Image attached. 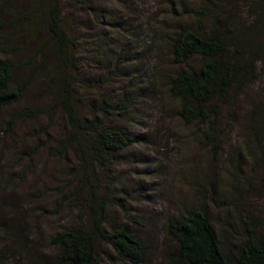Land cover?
Segmentation results:
<instances>
[{"label": "rangeland", "instance_id": "374dc122", "mask_svg": "<svg viewBox=\"0 0 264 264\" xmlns=\"http://www.w3.org/2000/svg\"><path fill=\"white\" fill-rule=\"evenodd\" d=\"M4 1L11 30L0 33V57L14 61L24 94L0 113V264H53L51 236L91 217L74 200L89 196L88 166L73 145L55 154L68 136L58 97L70 74L88 111L93 101L139 96L123 115L99 113L139 140L95 169L99 194L109 200L106 226H127L147 244L142 264H165L164 223L198 207L224 252L235 251L247 218L264 214V62L231 116L223 109L214 136L178 117L166 84L174 69L169 43L192 9L213 5L252 41H264V0H63L62 26L74 41L68 55L78 71L52 54L47 0ZM97 248V264H129L110 246Z\"/></svg>", "mask_w": 264, "mask_h": 264}, {"label": "trees", "instance_id": "16d2710c", "mask_svg": "<svg viewBox=\"0 0 264 264\" xmlns=\"http://www.w3.org/2000/svg\"><path fill=\"white\" fill-rule=\"evenodd\" d=\"M4 2L0 0V33L11 30L8 22L11 9ZM47 2L48 34L54 43L50 46L52 54L76 71L78 66L68 55V50L74 49V41L62 26L63 0ZM190 13L189 21L178 24L170 37V61L174 69L166 77V84L171 98L179 103V119L185 125L206 127L216 136L223 109L231 116L234 100L258 79L259 64L264 62V41H252L250 34L232 24L226 11L217 10L214 5L192 9ZM97 17L107 19L103 13ZM13 62L0 57V113L19 103L24 94ZM133 75L129 74L131 80L135 78ZM75 81H78L75 75L65 76L58 97L68 136L58 141L55 154H62L73 145L88 166L82 178L89 196L84 199L76 194L74 200L79 201L76 207H86L91 217L85 225L74 224L51 236L50 243L55 248L53 264H97L100 242L110 246L122 261L142 264L149 252L147 244L127 226H106L109 200L100 196L95 172L98 167L110 166L117 154L139 142L127 127L107 124L99 119V113L105 117L123 115L139 96L127 92L116 103L105 99L93 101L88 111L74 86ZM84 200L86 203H80ZM164 224L168 241L163 251L165 264H264V214L257 222L247 218L244 240L230 252H224L202 208L190 209Z\"/></svg>", "mask_w": 264, "mask_h": 264}]
</instances>
